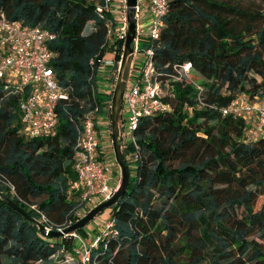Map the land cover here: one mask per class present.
<instances>
[{"label": "trees", "instance_id": "1", "mask_svg": "<svg viewBox=\"0 0 264 264\" xmlns=\"http://www.w3.org/2000/svg\"><path fill=\"white\" fill-rule=\"evenodd\" d=\"M0 13L56 34L51 65L71 92L56 132L27 138L20 94L0 81V264H82L66 237L42 236L2 196L38 221L35 206L52 230L78 220L76 125L110 100L92 98L89 65L104 54L105 20L83 0H0ZM149 47L170 109L140 118L136 149H122L129 185L107 212L111 227L93 236L86 264H264V135L252 139L246 120L221 112L238 94L264 95V8L169 0ZM186 63L192 77L178 79L173 67ZM75 233L87 237L85 227Z\"/></svg>", "mask_w": 264, "mask_h": 264}, {"label": "built area", "instance_id": "2", "mask_svg": "<svg viewBox=\"0 0 264 264\" xmlns=\"http://www.w3.org/2000/svg\"><path fill=\"white\" fill-rule=\"evenodd\" d=\"M83 1L92 3L94 11L106 24V42L102 46L104 54L98 60L97 66L94 58L89 62L94 77L91 86L92 98L96 94H109L110 100L102 107L95 105L89 109L80 124L76 125L77 136L72 168L77 175V181L71 185V190L80 193L79 208L76 212L78 220L97 205L111 199L119 184L120 178L116 181L113 177L115 160H106L99 136L102 135L101 128L109 130L108 127L111 126V98L127 33V0ZM168 3L169 0H136L135 38L132 49L133 56H141L142 67L138 77L134 79H131V67L127 87L123 93L122 108L126 107L130 115L125 120L122 119V113L120 116L122 149L130 144L136 149L133 131L140 118L170 109L161 99L160 85L153 66V53L149 47L152 39L159 36ZM141 13L145 14L147 22L144 29L140 26ZM55 39L56 34L47 29L10 22L0 13V81L6 89L20 94L19 120L21 132L27 138L53 135L62 113L65 112V104L71 99V92L59 82L51 65L57 53L50 49L49 45ZM121 42L122 47L119 50L118 44ZM173 69L178 79L192 77L189 63L174 66ZM195 87L201 90L199 85ZM221 112L223 116L250 119L249 137L250 132L258 136L264 135V95L251 100L246 94H238ZM124 129L125 134L129 136L128 141L123 134ZM106 133L111 136L110 132ZM134 154L135 150L129 155ZM30 209L40 214L38 222L46 229L52 230L45 216L35 206H30ZM111 225V222H105L99 231L105 233ZM64 237H72L76 241L73 251L78 254L82 264L88 263L90 257L88 247L96 246L99 237H93L94 241L89 246L75 232Z\"/></svg>", "mask_w": 264, "mask_h": 264}, {"label": "water", "instance_id": "3", "mask_svg": "<svg viewBox=\"0 0 264 264\" xmlns=\"http://www.w3.org/2000/svg\"><path fill=\"white\" fill-rule=\"evenodd\" d=\"M135 6L136 0H127V33L123 44L120 68L117 74L114 91L111 98L110 121H111V143L115 163L120 171V179L117 189L111 199L105 201L93 209L85 216L77 220L74 224L60 230H48L43 224L36 219L30 217L27 212L21 209L13 201L2 196L3 201L14 211L19 213L25 220L34 224L42 236L49 238H60L65 235L76 232L87 226L93 219L100 215L104 210L110 209L116 201L122 197L127 191L129 185V170L122 158V138L120 129V116L122 110L123 93L127 87L129 80L132 57H133V41L135 38ZM1 196V193H0Z\"/></svg>", "mask_w": 264, "mask_h": 264}, {"label": "rangeland", "instance_id": "4", "mask_svg": "<svg viewBox=\"0 0 264 264\" xmlns=\"http://www.w3.org/2000/svg\"><path fill=\"white\" fill-rule=\"evenodd\" d=\"M238 2H240L243 6L250 8V9L264 8V0H238ZM141 16L142 17H140L141 18L140 26L142 29H144L147 26V22H145V14L141 13ZM90 30H91V25H87L85 30H84V33L87 34ZM141 59L142 58L140 55H134L133 56L131 79L138 77L139 72H140L141 67H142V60ZM199 81H201V80H199ZM131 82H132V80H131ZM194 84L199 85V82H196ZM121 113H122V119L123 120H125L130 115V113L126 110V107H124V106L122 108ZM246 123H247V125H251L250 119H246ZM100 131H101L102 135L99 136V141H100L104 156H105L106 160H109V161L114 160L112 143H111V136L108 135V133H106V132H110V131L106 130L105 128H101ZM125 133H126V129H124V131H123V134H125ZM125 135H126V141H128L129 136L127 134H125ZM250 136L252 139H256L258 137V134L250 132ZM130 159H131V155L128 154L126 156V160H130ZM114 164H115V166L113 167V177L115 178V180L118 181V179L120 178V171H119V168H118L117 164L115 163V161H114ZM131 174H133V171H131ZM108 210L109 209L104 210L100 215H98L96 217L97 219L96 218L93 219L87 226H85L86 234L88 233V234H91V236H94L99 231V229L102 228V226L104 225V223L106 222V219L108 217V213H107ZM82 238H84V237H82ZM84 239H86L85 240L86 242H89V240H88L89 238L86 237ZM66 240L70 242V244L73 246V248L77 244L76 241H74L72 239V237L71 238L67 237Z\"/></svg>", "mask_w": 264, "mask_h": 264}, {"label": "crops", "instance_id": "5", "mask_svg": "<svg viewBox=\"0 0 264 264\" xmlns=\"http://www.w3.org/2000/svg\"><path fill=\"white\" fill-rule=\"evenodd\" d=\"M117 181V180H116ZM87 238H89L88 240L90 241V240H92V238H93V236H91V234H88L87 233ZM85 241V240H84ZM86 242V241H85Z\"/></svg>", "mask_w": 264, "mask_h": 264}]
</instances>
